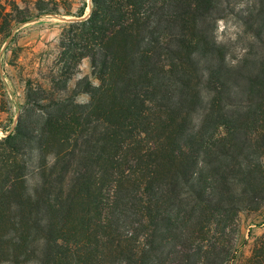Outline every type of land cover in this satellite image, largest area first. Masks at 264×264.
I'll use <instances>...</instances> for the list:
<instances>
[{
  "label": "trees",
  "instance_id": "1",
  "mask_svg": "<svg viewBox=\"0 0 264 264\" xmlns=\"http://www.w3.org/2000/svg\"><path fill=\"white\" fill-rule=\"evenodd\" d=\"M234 1L90 0L49 76L19 75L25 102L0 137V264L235 258L240 215L264 208V54L231 67L219 50ZM255 1L247 22L264 31ZM23 3L0 0V49L21 24L71 14L70 0ZM83 58L97 83L70 86ZM245 264H264V232Z\"/></svg>",
  "mask_w": 264,
  "mask_h": 264
},
{
  "label": "rangeland",
  "instance_id": "2",
  "mask_svg": "<svg viewBox=\"0 0 264 264\" xmlns=\"http://www.w3.org/2000/svg\"><path fill=\"white\" fill-rule=\"evenodd\" d=\"M23 6L25 0H15ZM71 14L57 15L45 14L31 21L17 26L15 40L9 49L5 50L8 40L0 49V130H12L19 112L25 102L24 85L19 75L24 79L28 76L39 81L48 77L51 69L56 64V52L59 33L62 27L72 21L86 18L90 12V0H70ZM84 7V14L76 16ZM259 9L255 0H236L225 9L224 17L215 24L213 36L219 50L224 53L226 61L234 67L241 57L251 58L264 54V31H261L258 20L250 17L251 10ZM63 11V9H61ZM255 22H254V21ZM22 47L16 60V65H11L9 60L12 51ZM89 76L93 83L96 78L91 76V67L88 58H83L76 67L75 73L69 81L73 86L79 77ZM87 94L77 95V101L87 100ZM0 137H2L0 135ZM264 161V156L262 157ZM264 232V208L258 212H247L240 215V234L237 243L235 258L229 264H245L251 254L255 237Z\"/></svg>",
  "mask_w": 264,
  "mask_h": 264
},
{
  "label": "built area",
  "instance_id": "3",
  "mask_svg": "<svg viewBox=\"0 0 264 264\" xmlns=\"http://www.w3.org/2000/svg\"><path fill=\"white\" fill-rule=\"evenodd\" d=\"M10 131H11V129L10 130H5V131L0 130V135L4 136V135L8 134Z\"/></svg>",
  "mask_w": 264,
  "mask_h": 264
},
{
  "label": "water",
  "instance_id": "4",
  "mask_svg": "<svg viewBox=\"0 0 264 264\" xmlns=\"http://www.w3.org/2000/svg\"><path fill=\"white\" fill-rule=\"evenodd\" d=\"M89 15V14H88ZM83 19H85V18H83Z\"/></svg>",
  "mask_w": 264,
  "mask_h": 264
}]
</instances>
